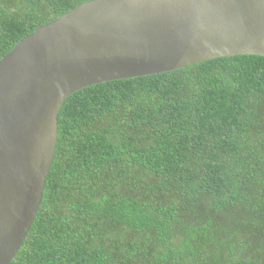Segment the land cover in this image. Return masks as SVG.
Masks as SVG:
<instances>
[{"label":"trees","instance_id":"trees-1","mask_svg":"<svg viewBox=\"0 0 264 264\" xmlns=\"http://www.w3.org/2000/svg\"><path fill=\"white\" fill-rule=\"evenodd\" d=\"M93 0H0V61ZM11 264H264V57L218 58L70 96Z\"/></svg>","mask_w":264,"mask_h":264},{"label":"water","instance_id":"water-1","mask_svg":"<svg viewBox=\"0 0 264 264\" xmlns=\"http://www.w3.org/2000/svg\"><path fill=\"white\" fill-rule=\"evenodd\" d=\"M239 55L264 57V0H93L24 38L0 61V264L37 217L70 96Z\"/></svg>","mask_w":264,"mask_h":264}]
</instances>
